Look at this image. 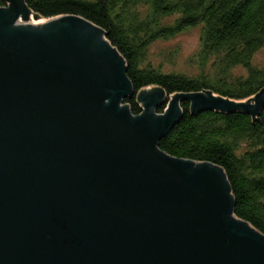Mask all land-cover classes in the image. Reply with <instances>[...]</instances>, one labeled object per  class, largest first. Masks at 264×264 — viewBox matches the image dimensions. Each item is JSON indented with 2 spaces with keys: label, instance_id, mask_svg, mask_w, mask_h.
<instances>
[{
  "label": "water",
  "instance_id": "water-1",
  "mask_svg": "<svg viewBox=\"0 0 264 264\" xmlns=\"http://www.w3.org/2000/svg\"><path fill=\"white\" fill-rule=\"evenodd\" d=\"M0 8V264H264V236L234 217L222 169L159 141L181 117L143 92L134 117L123 58L85 19L39 23ZM264 91L239 108L256 111ZM194 112L236 105L186 97Z\"/></svg>",
  "mask_w": 264,
  "mask_h": 264
},
{
  "label": "trees",
  "instance_id": "trees-1",
  "mask_svg": "<svg viewBox=\"0 0 264 264\" xmlns=\"http://www.w3.org/2000/svg\"><path fill=\"white\" fill-rule=\"evenodd\" d=\"M39 23L76 16L105 33L126 65L134 117L143 92L158 90L163 114L178 95H213L236 108L194 112L183 97L180 119L158 149L175 159L223 170L234 217L264 236V97L255 112L239 108L264 91V0H23ZM8 3L0 0V8ZM196 31L198 46L183 63L180 36ZM162 45V46H161ZM160 47V48H159Z\"/></svg>",
  "mask_w": 264,
  "mask_h": 264
},
{
  "label": "rangeland",
  "instance_id": "rangeland-1",
  "mask_svg": "<svg viewBox=\"0 0 264 264\" xmlns=\"http://www.w3.org/2000/svg\"><path fill=\"white\" fill-rule=\"evenodd\" d=\"M198 40H199L198 34L196 31H194V32H190L188 34L180 36L177 40H175L174 42H171L169 47H172V46L180 47V52H181L180 62L183 63V61L189 55L194 53V51L196 50L198 46ZM256 59H257L256 61L258 62H260L261 60H264V49L257 54ZM161 101L162 100H160L159 104L156 106L155 112L158 109V107L162 104Z\"/></svg>",
  "mask_w": 264,
  "mask_h": 264
}]
</instances>
